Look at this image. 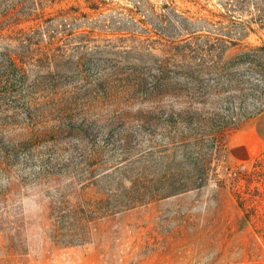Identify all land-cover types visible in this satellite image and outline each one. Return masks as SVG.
Returning <instances> with one entry per match:
<instances>
[{
	"label": "rangeland",
	"instance_id": "rangeland-1",
	"mask_svg": "<svg viewBox=\"0 0 264 264\" xmlns=\"http://www.w3.org/2000/svg\"><path fill=\"white\" fill-rule=\"evenodd\" d=\"M98 1L0 0V264H264V29Z\"/></svg>",
	"mask_w": 264,
	"mask_h": 264
},
{
	"label": "trees",
	"instance_id": "trees-1",
	"mask_svg": "<svg viewBox=\"0 0 264 264\" xmlns=\"http://www.w3.org/2000/svg\"><path fill=\"white\" fill-rule=\"evenodd\" d=\"M85 3L86 8L90 10H98L100 2L98 0H83ZM73 12H78L79 8L77 7H70L69 8ZM226 12L228 14L237 13L239 15H242L243 13L249 14L251 16V19L249 21H246L245 23H240L243 27V31L245 30L248 32H253V29L249 26L250 24H256L258 25L259 29H264V0H237V4L235 6H229L226 8ZM84 17V15H82ZM179 18L182 20L183 18L179 16ZM184 20V19H183ZM222 48L217 46L209 47V49L203 50L204 54L210 55L213 57H218L222 55ZM257 50H264V47L257 48ZM170 195L177 194L178 192L172 191ZM167 195V196H170ZM166 196V197H167ZM135 202V201H134ZM130 206V205H129ZM127 206H123L124 210L132 208ZM136 205L134 204L133 207Z\"/></svg>",
	"mask_w": 264,
	"mask_h": 264
},
{
	"label": "crops",
	"instance_id": "crops-1",
	"mask_svg": "<svg viewBox=\"0 0 264 264\" xmlns=\"http://www.w3.org/2000/svg\"><path fill=\"white\" fill-rule=\"evenodd\" d=\"M247 142L251 144V147L247 146ZM229 147L230 153L234 158L246 161L256 157L263 149L264 145L259 133L251 128L240 130L232 135Z\"/></svg>",
	"mask_w": 264,
	"mask_h": 264
}]
</instances>
